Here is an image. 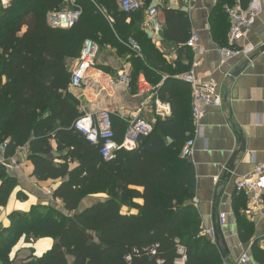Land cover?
<instances>
[{
    "label": "trees",
    "instance_id": "1",
    "mask_svg": "<svg viewBox=\"0 0 264 264\" xmlns=\"http://www.w3.org/2000/svg\"><path fill=\"white\" fill-rule=\"evenodd\" d=\"M225 1L230 6L235 0H217L211 17L212 36L221 44L226 43L229 25ZM73 2L81 7V15L70 28L52 27L46 19L47 12L62 9L65 0H9L0 5V143H6L5 157L25 144L33 175L59 180L52 198L63 205V210L34 205L28 212L10 213L9 226L0 231L1 264L13 262L10 253L20 238L26 244L43 237L52 239L51 247L17 264H176L183 256V264H222L219 242L200 233V217L192 204L193 171L179 156L192 132L187 112H182L188 84L169 77L154 87L160 99L170 102L173 118L156 122L134 147L119 148L110 160L101 157L99 144L89 143L72 128L81 113L68 85L85 39L99 48L109 44L132 53L131 84L140 72L153 86L161 72H178L142 37L133 13L119 9V0ZM163 15V37L186 42L187 15L170 9ZM132 36L142 46V57L125 45ZM73 161L77 165L70 169ZM12 184L0 164V203ZM89 196L96 201L79 209ZM124 207L127 212H122ZM241 222L238 217L239 231ZM252 249L264 264V250Z\"/></svg>",
    "mask_w": 264,
    "mask_h": 264
},
{
    "label": "crops",
    "instance_id": "2",
    "mask_svg": "<svg viewBox=\"0 0 264 264\" xmlns=\"http://www.w3.org/2000/svg\"><path fill=\"white\" fill-rule=\"evenodd\" d=\"M247 1L242 0L241 4ZM8 3L9 0H0L3 7ZM217 5V0H149L148 6L156 7L157 18L163 28V10L185 13L190 22V31L197 32L198 42L203 49L200 53H194L184 45L185 42L165 39L163 28L158 35H152L142 28L141 19L136 20L135 26H139L142 37L155 47L165 65L178 69L172 76L168 72H161V80L157 85L149 83L142 72L137 75L135 83L131 84L132 53L105 44L100 46L94 63L86 71L81 87L69 91L78 103L80 115L84 112L110 110L115 139L120 141L130 119L136 114L149 121L152 128L158 121L173 118L170 102L160 99L154 89L167 78H176L177 75L194 70L199 77L215 83L221 94V104L205 111L201 118L200 132L195 136L193 151L185 159L193 171L192 204L199 214L201 230L220 228L228 249V253L223 254L222 264H234L243 251L250 257L247 264H259L254 257L252 245L264 250V188L260 201L253 204L235 189V183L250 173L256 163L264 162V51H259L264 44V0H261V13L257 20L244 37L236 41V45L250 44L255 48L248 58L222 59L219 55L218 48L225 43L221 44L214 39L211 30V17L215 16ZM227 6L228 1H225L224 10ZM225 23H228L227 16ZM130 38L138 44L139 57H142V46L136 36ZM122 71L128 74V85L112 84L110 80ZM141 85L150 87L155 94L148 97V93L140 89ZM184 111L191 122L190 91L182 104ZM192 133L193 126L190 136ZM170 141L166 136L165 142ZM50 143L55 150V141L50 139ZM0 164L13 180L8 195L0 203V231L9 226L8 215L14 211L28 212L34 205H54L63 210L62 202L54 200L50 193L59 180L37 179L33 175V164L27 158V150L17 148L7 157L0 152ZM76 165V161L69 162L70 169ZM95 201L94 196L86 197L81 201L79 209ZM135 201L142 203L141 199ZM127 210L124 207L122 212ZM129 212L135 213L136 209H130ZM220 213L225 214V222L218 226ZM238 217L242 221L240 231ZM22 239L13 246L11 264L40 256L52 245L49 237L26 244ZM219 245L223 251V246Z\"/></svg>",
    "mask_w": 264,
    "mask_h": 264
},
{
    "label": "built area",
    "instance_id": "3",
    "mask_svg": "<svg viewBox=\"0 0 264 264\" xmlns=\"http://www.w3.org/2000/svg\"><path fill=\"white\" fill-rule=\"evenodd\" d=\"M144 0H119V9L124 13H133L138 9L143 10ZM261 13V0H248L246 4H241L240 0H235L231 6L225 7V14L228 18V29L226 33V43L218 48V53L222 59L231 58H248L255 48L250 44L236 45V41L244 37L245 33L254 24ZM81 15V7L74 4L73 0L66 2L63 9H54L47 12V23L56 28H70L79 19ZM141 26L145 30L150 31L152 35H158L162 31V24L157 18V9L154 6H147L141 18ZM197 32L190 31L189 37L184 43L186 47L194 53L202 52V48L198 42ZM125 45L133 49L136 54L140 55L138 44L128 38ZM99 46L92 39H85L81 45L79 57L75 61L71 71L69 90L79 89L82 85L86 71L94 63L97 56ZM176 78L188 84L191 97V123L193 126L192 136L188 137L181 149L179 156L181 158L188 157L194 147L195 136L199 134L201 129V118L205 111L209 108H217L221 104V94L215 83L209 79L199 77L194 70L187 71ZM144 82V79H142ZM112 84L127 86L129 77L126 72H120L115 78L110 80ZM143 92L148 93V97H152L155 93L150 87L140 86ZM72 128L80 133L89 143L99 144V154L105 160L114 157L115 152L119 148L129 149L137 144L140 137L146 136L152 128V124L145 120L140 114H136L130 119L125 129L122 139H115V132L111 119L110 110H101L96 113L84 112L77 117L72 124ZM6 143H0V152L4 155ZM27 150L26 145L18 147ZM264 188V162L256 163L250 173L239 178L235 183V189L244 195L249 202L258 203L260 201L261 192ZM52 194V192L50 191ZM225 222V214L220 213L218 216V226ZM202 235L208 237L213 243L216 242L214 237V227L201 230ZM264 244V239H262ZM154 253V250H152ZM250 260L249 254L243 251L235 260L234 264H247ZM157 263H161L157 260ZM184 256L176 261V264H183Z\"/></svg>",
    "mask_w": 264,
    "mask_h": 264
},
{
    "label": "water",
    "instance_id": "4",
    "mask_svg": "<svg viewBox=\"0 0 264 264\" xmlns=\"http://www.w3.org/2000/svg\"><path fill=\"white\" fill-rule=\"evenodd\" d=\"M149 5V0L145 1V6ZM142 10L138 9L135 12H133V16L135 20H140L142 18ZM260 52L264 51V44L260 47L259 49ZM215 233H214V237L216 240V243L219 242L222 246H223V254L224 253H228V249H227V245H226V241L223 238V235L221 234L220 228L219 227H214Z\"/></svg>",
    "mask_w": 264,
    "mask_h": 264
},
{
    "label": "rangeland",
    "instance_id": "5",
    "mask_svg": "<svg viewBox=\"0 0 264 264\" xmlns=\"http://www.w3.org/2000/svg\"><path fill=\"white\" fill-rule=\"evenodd\" d=\"M67 1H68V0H65V4H66ZM73 1H74V0H73ZM65 7H66V5H65V6L63 5V6H62V9L65 8ZM0 200H1V198H0Z\"/></svg>",
    "mask_w": 264,
    "mask_h": 264
}]
</instances>
